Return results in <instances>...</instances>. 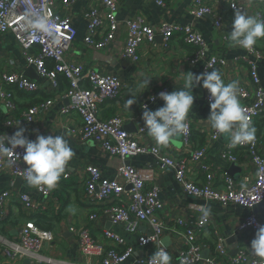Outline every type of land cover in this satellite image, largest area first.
Wrapping results in <instances>:
<instances>
[{"label": "built area", "instance_id": "1", "mask_svg": "<svg viewBox=\"0 0 264 264\" xmlns=\"http://www.w3.org/2000/svg\"><path fill=\"white\" fill-rule=\"evenodd\" d=\"M126 0H88L83 17L86 21L84 42L87 46L103 50L114 39L118 29L117 14ZM160 8L166 7L165 0H153ZM217 0H192L190 15L194 20L206 16L212 20V28L223 34V39L228 40L230 21L229 14L233 15L235 8L254 14L264 19L261 12H255V2L250 8L246 3L228 0L223 4H216ZM77 0H0V35L10 33L16 42L25 63L33 67L39 78L48 82L56 92L59 89V77L67 82L64 98L68 104L60 110L63 116L76 114L80 120L79 138L82 142H92L103 152L116 158L119 164L116 168V180L101 179L100 172L93 167L86 168L88 180L85 182L84 196L90 204H98V211L102 213L111 225L122 226L127 233L135 232L140 226H145L147 233L137 238L140 247L156 245L157 251L163 247L161 239L164 232H168L179 241V264H194L202 261L201 237L207 227L212 225L209 216L202 222V210L199 211L196 222L188 226L182 220L176 219L174 226H167L162 222L159 213L163 210V202L159 199L157 187L151 184L153 170H139L126 165V159L135 156H153L164 169L174 171L176 183L182 188L186 196L215 202L221 205L232 204L247 210L237 230L240 234L256 232L261 223L253 214L256 206L264 204V155L261 152V138L255 137L250 143L223 145L220 153L222 160L228 164H237L238 159L251 163L255 169V177L248 184L247 178L241 185H236L227 175L223 174L219 188L214 187L213 174L204 165L207 155V145L189 153L187 158H173L163 151L164 146H158L152 139L151 143L142 142L141 138L148 136L145 125L131 134L124 130L122 119L114 116L101 119L97 113L98 107L108 101L117 99L121 94V84L115 75L101 72L91 66L71 61L67 52L76 37V29L72 19L65 14ZM264 6V0H260ZM37 16H44L49 22V31L32 29L27 20ZM126 39L123 48V57L132 62L139 61V50L143 44H153L156 36L163 39V47L168 50L169 42L176 37L193 49L191 56L186 58L189 67L203 61L202 73L218 70L220 73L226 67L223 58L211 56L204 57L206 42L194 25H180L162 22L156 27L149 25L143 18L136 17L126 22ZM247 54L244 59L248 69V83L238 85V99L245 114L254 126L256 119L264 112V88L258 76V63L264 60V48L254 45L252 51L243 49ZM50 65V67H49ZM0 83L9 89L0 92V103L8 111L4 115V124L12 127L20 123L33 124L40 112H45L53 104V99H48L37 105L29 107L21 114L19 119H14V104L10 88L22 93H35L37 84L19 74H2ZM13 91V90H12ZM158 94L148 97V102L154 101L150 97L158 98ZM204 100L210 104V94L204 89ZM1 105V104H0ZM190 112V111H189ZM189 114V113H188ZM188 127L181 132L183 144L188 146L191 139L192 128L190 121ZM220 136V135H219ZM219 136L212 130L208 136L210 142L217 141ZM0 146H7V137L0 138ZM235 152H238L235 153ZM18 154L19 157L16 155ZM24 149L17 147L13 152H0V175L7 172L15 179L23 180ZM190 164H195L206 175L202 184L192 182L189 178ZM67 169L61 177L66 176ZM27 182V181H26ZM151 186V187H148ZM38 195L47 200L51 197L46 186L39 188L31 186ZM18 201L24 212L29 216H36L40 209H45L41 204L33 201L27 195L12 196L9 192L0 195V224L6 220L4 207L8 201ZM98 214L89 216L90 221H96ZM78 242L80 255L84 260L94 264H123L133 253L122 239L110 233L103 232V238L110 246L99 244L91 236L86 227H70L68 230ZM55 241V236L49 230L38 228L32 219L25 220L17 230L15 240L0 237L1 252L4 264H63L41 254L45 245ZM166 251H168L165 248ZM211 258L207 264H261L248 247L241 246L235 256L228 257L222 240H216L212 247ZM169 253V251H168ZM170 254V253H169ZM171 256V255H170ZM149 258L137 260L135 264H148Z\"/></svg>", "mask_w": 264, "mask_h": 264}, {"label": "crops", "instance_id": "2", "mask_svg": "<svg viewBox=\"0 0 264 264\" xmlns=\"http://www.w3.org/2000/svg\"><path fill=\"white\" fill-rule=\"evenodd\" d=\"M166 7H158L153 0H126L120 7L117 14L118 29L115 39L103 50L89 47L85 44V25L83 17L88 0H77L70 8L65 10V14L72 19L76 29V37L67 52V58L71 61L91 66L101 72L115 75L121 84L120 96L98 107V115L105 120L114 116L122 119L124 130L128 133H135L138 128L144 125L142 120V105L147 104L150 110H156L163 106V101L155 99L148 102V97L160 92L171 93L181 90L184 86V76L187 72L195 75L202 74L204 62L201 61L192 67L186 64V58L191 56L193 49L185 45L179 37L173 38L168 50L163 47V39L156 36L153 44H143L139 50V61L132 63L123 57V48L126 39V22L136 17L143 18L149 25L156 27L162 22L176 23L180 25L193 24L206 42L204 57L217 56L223 58L226 67L221 75L225 83L237 81L238 85L248 83V69L244 59H247L246 52L233 47L229 40L223 39V34L216 32L212 28V20L206 16L199 20H194L190 15L192 0H165ZM228 0H217L216 4H223ZM242 4L247 0H235ZM255 12H261L264 17V6L260 0H252L247 4L250 8L254 3ZM254 15V14H250ZM230 21V28L227 34L232 31V16L227 17ZM257 46L264 48V38L257 41ZM36 74L33 67L27 66L21 52L10 33L0 35V76L2 74H19L26 78V74ZM34 81L38 90L35 93H22L11 89L12 101L14 104V119H19L21 114L29 107L37 105L48 99H53V104L45 112H40L33 124L25 125L23 122L7 127L4 124V115L8 111L3 103H0V138L11 137L20 128L25 129L24 135L27 139L35 141L36 136L43 134L62 135L67 140L75 155L66 166V176L61 177L57 186L50 190L51 197L43 200L38 193L23 180L13 178L8 171L0 175V195L9 192L12 196L27 195L33 201L41 204L45 209H40L36 214L37 219L42 220V224L49 227V231L55 236V241L50 245H45L41 254L52 260H58L63 264H94L83 259L80 255L78 242L68 230L70 227H86L90 230L91 236L99 244L109 247L110 244L103 238V232L118 236L127 247L133 251L132 255L123 264H135V261L151 257L157 251L156 245L140 247L137 238L141 234L147 233L145 226H140L135 232L127 233L123 227L111 225L106 217L98 211V204H90L84 196L85 182L88 180L86 168L93 167L100 172L101 179L116 180V168L119 161L103 152L92 142H82L79 138L80 120L76 114L63 116L60 110L68 102L64 98L66 88L64 83L59 84V89H55L45 80L38 77ZM258 76L261 86L264 88V60L258 63ZM147 80V84L145 81ZM9 89L0 83V92ZM13 90V91H12ZM204 88L197 85L193 89L194 104L190 110L187 120L192 128L191 139L188 146L183 144L181 133L172 138L163 151L173 158H187L189 153L206 144L208 151L204 159V165L213 174L214 187L219 188L223 174H227L236 185H241L247 178L248 184L255 177L253 165L242 157L237 164H228L221 159L220 153L223 145L231 143L230 136L220 135L217 141L210 142L208 136L213 130L206 120L210 114V104L204 100ZM135 99L130 106L127 100ZM258 137L261 138V152L264 155V112L256 119L254 126ZM142 142L151 143L152 138L148 135L141 138ZM238 154V152H235ZM126 165L139 170L152 169V185L159 191V199L163 202V210L159 216L167 226H174L176 219L182 220L186 225H193L197 218L201 206L211 209L210 217L212 225L207 227L201 237L202 261L194 264H207V259L211 258L212 247L218 239L222 240L227 256L231 257L233 251H237L241 246L250 249L251 241L255 232L240 234L237 230L238 224L247 214L243 208L227 204L221 205L215 202L186 196L182 188L176 183L174 171L164 169L158 161L150 155L135 156L125 161ZM189 178L195 183L206 181L205 173L198 169L195 164H190ZM151 187V186H148ZM8 201L4 207L6 220L0 224V237H5L9 241L15 240L17 230L21 224L36 216L27 215L18 201ZM97 213L98 219L90 221L89 216ZM253 214L264 225V207L257 206ZM167 240L163 245L162 241ZM161 245L166 248L170 255V264H179L177 256L180 243L174 236L164 232ZM208 251L207 255L203 253ZM0 264H4L0 244ZM21 264H29L21 263Z\"/></svg>", "mask_w": 264, "mask_h": 264}, {"label": "clouds", "instance_id": "3", "mask_svg": "<svg viewBox=\"0 0 264 264\" xmlns=\"http://www.w3.org/2000/svg\"><path fill=\"white\" fill-rule=\"evenodd\" d=\"M235 8L232 31L228 40L233 47L248 51L254 49L257 41L264 38V19ZM27 20L28 25L37 31H49V22L44 16L33 14ZM147 84V80L145 81ZM210 94V114L207 121L217 136H230L232 145L250 143L255 140L256 129L251 125L238 99V82L225 83L218 70L195 75L187 72L181 90L171 93L160 92L158 98L163 106L150 110L147 104L142 105V120L148 135L158 146H167L172 138L187 129V117L194 104L193 89L201 85ZM155 100V97H150ZM135 99L127 100L130 106ZM25 129L20 128L11 137H7V146H0V152H13L17 147L24 149L23 162L26 164L24 179L30 186L55 188L65 172L66 166L75 153L62 135H37L35 141L27 139ZM18 157L19 155L16 154ZM20 158V157H19ZM202 208V222L211 214V209ZM251 253L264 264V225L258 227L251 241ZM171 256L164 247L155 251L148 264H170ZM182 264L184 262L182 261Z\"/></svg>", "mask_w": 264, "mask_h": 264}, {"label": "trees", "instance_id": "4", "mask_svg": "<svg viewBox=\"0 0 264 264\" xmlns=\"http://www.w3.org/2000/svg\"><path fill=\"white\" fill-rule=\"evenodd\" d=\"M49 67H50V65H49ZM59 82H60V84L64 83L63 86L65 88H67V82L64 80V78L59 77ZM256 136H258V133H256ZM41 222H42V220L41 219H37V216H36V218L34 219V224L40 229L48 230L49 227H46V225H43Z\"/></svg>", "mask_w": 264, "mask_h": 264}, {"label": "water", "instance_id": "5", "mask_svg": "<svg viewBox=\"0 0 264 264\" xmlns=\"http://www.w3.org/2000/svg\"><path fill=\"white\" fill-rule=\"evenodd\" d=\"M30 72H31V70H29V73L26 74V75L28 76V78L33 79V80H36V78H37L36 74H32V73H30ZM260 205H262V206L264 207V204H260ZM258 206H259V205H258ZM256 208H257V206H256L254 209H256ZM166 242H167L166 239L163 240V241H162L163 245H165ZM236 252H237V251H233L232 254H231V256H232V257L235 256ZM207 253H208V251L206 250L203 254H204V255H207Z\"/></svg>", "mask_w": 264, "mask_h": 264}, {"label": "rangeland", "instance_id": "6", "mask_svg": "<svg viewBox=\"0 0 264 264\" xmlns=\"http://www.w3.org/2000/svg\"><path fill=\"white\" fill-rule=\"evenodd\" d=\"M4 193V192H3ZM5 222V221H4Z\"/></svg>", "mask_w": 264, "mask_h": 264}]
</instances>
